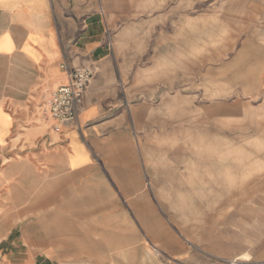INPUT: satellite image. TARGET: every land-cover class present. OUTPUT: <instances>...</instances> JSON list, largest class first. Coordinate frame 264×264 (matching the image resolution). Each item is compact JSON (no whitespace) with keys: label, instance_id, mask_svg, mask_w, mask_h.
<instances>
[{"label":"rangeland","instance_id":"374dc122","mask_svg":"<svg viewBox=\"0 0 264 264\" xmlns=\"http://www.w3.org/2000/svg\"><path fill=\"white\" fill-rule=\"evenodd\" d=\"M116 9L122 109L144 159L147 203L135 213H68L52 199L49 227L35 213L40 223L26 240L35 252L51 248L60 264H152L145 224L161 234L174 227L195 254L261 259L264 85L217 77L234 55V22L228 29L214 0H129Z\"/></svg>","mask_w":264,"mask_h":264},{"label":"crops","instance_id":"0c3cea01","mask_svg":"<svg viewBox=\"0 0 264 264\" xmlns=\"http://www.w3.org/2000/svg\"><path fill=\"white\" fill-rule=\"evenodd\" d=\"M214 1L223 10L228 29L232 21L235 29L234 55L217 67V77L232 79L222 81L225 83L264 85V0ZM128 2L0 0L3 263L60 264L62 256L51 248L35 252L30 246L34 243L25 238V231L36 229L40 223L34 219L35 213L42 211L43 228L49 227L46 223L52 199L54 205L64 207L68 213H135L147 203L146 167L122 109L120 63L112 43L121 20L116 6ZM64 62L71 70L93 67L96 71L84 95L79 125L67 124L55 133L42 119L41 106L58 86L67 82L61 67ZM21 218L25 225H21ZM141 226L145 244L152 246L155 253L152 264H208L217 257L246 255L195 254L174 227L166 226L161 234L162 226ZM47 240L49 245L56 243ZM92 244L98 245L99 240H92ZM91 259L113 258L93 255Z\"/></svg>","mask_w":264,"mask_h":264},{"label":"built area","instance_id":"2783aa9c","mask_svg":"<svg viewBox=\"0 0 264 264\" xmlns=\"http://www.w3.org/2000/svg\"><path fill=\"white\" fill-rule=\"evenodd\" d=\"M61 67L66 71L67 82L58 86L41 107L42 119L60 133L67 124L79 125V111L84 95L95 74L93 67H78L71 70L66 62ZM208 264H264L251 256L236 258H215Z\"/></svg>","mask_w":264,"mask_h":264},{"label":"bare ground","instance_id":"6f19581e","mask_svg":"<svg viewBox=\"0 0 264 264\" xmlns=\"http://www.w3.org/2000/svg\"><path fill=\"white\" fill-rule=\"evenodd\" d=\"M23 254V253H22Z\"/></svg>","mask_w":264,"mask_h":264}]
</instances>
